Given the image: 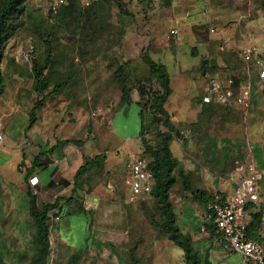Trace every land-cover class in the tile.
<instances>
[{"label": "rangeland", "instance_id": "374dc122", "mask_svg": "<svg viewBox=\"0 0 264 264\" xmlns=\"http://www.w3.org/2000/svg\"><path fill=\"white\" fill-rule=\"evenodd\" d=\"M52 1L24 0L21 14L13 22L14 32L0 54L1 121L6 111L27 118L35 100L43 97L44 105L45 98H50V108L63 113L55 116L69 124L68 129L58 132L68 135L71 131L65 139L75 145L86 139L96 145L99 135L100 143L107 146L103 141L106 133L110 135L106 127L114 122L119 136L107 141L108 147L119 142L116 147L120 159L128 149H135L136 138L154 147L158 134L165 129L152 121V112L146 105L157 89L154 77L145 80L149 77L145 58H149L167 67L173 89L165 107L174 112L169 114L173 124L169 149L176 166L168 200L175 216L180 218V210L195 203L184 189L180 174L187 176L192 189H200L198 181L204 180L205 174L213 189L223 179H229L233 186L230 178L247 149L254 147L256 156L257 149L264 150V79L254 75L255 70L264 68V0H161L157 4L151 0H121L126 14L119 13L115 3L106 0L85 9L76 0H62L52 13L48 9ZM228 37L236 41L219 50ZM238 45L254 47L260 62L255 64L253 60L249 65L254 77L249 107L201 104L199 95L211 73L231 74L235 82L245 77ZM45 52L49 64L42 75L48 87L36 95L31 66L41 63ZM220 60L225 66L220 65ZM119 78H123L130 99L126 106L120 102ZM186 82L188 88L181 89ZM137 105L144 113L141 137ZM96 125L99 128L95 129ZM125 136L130 137L128 142H124ZM123 176L124 173L116 177L110 189L105 187L104 194L113 195L104 200L110 206L97 210L94 217L86 214L90 208L83 199L88 193L83 191L88 189L80 181L71 201L61 198L57 207L48 212L46 264H66L72 254L75 256L71 264H131L129 248L134 249L139 264H179L175 251L180 249L166 239L160 228L159 204L150 195L130 200L121 182ZM26 183L37 195L36 176H29ZM259 189L264 194V175ZM208 192H212L211 187ZM68 223L75 230H70ZM91 223L95 230L89 239ZM31 224L29 234L4 233V243L0 239L3 262L28 264L32 260V220ZM78 224H84V232ZM61 238L68 244L73 240L76 243L69 246ZM89 240L92 246H86Z\"/></svg>", "mask_w": 264, "mask_h": 264}, {"label": "crops", "instance_id": "0c3cea01", "mask_svg": "<svg viewBox=\"0 0 264 264\" xmlns=\"http://www.w3.org/2000/svg\"><path fill=\"white\" fill-rule=\"evenodd\" d=\"M225 40L228 45L233 43V40L236 41V39L230 40L229 37ZM243 46L238 45L237 48L239 49ZM220 65L225 66V62L220 60ZM170 78L169 76V85L171 88L169 96L173 93ZM180 87H183L181 89L188 88V83L186 82ZM50 101H53V99L45 98L44 105L34 110L35 121L28 127H26V116L17 117L16 113L11 111H6L2 121L0 120V129L3 135L2 145L0 146V239L3 240V243L5 237L4 233L23 232L29 234L32 232L33 228L31 218L28 215V199L26 194L28 189L26 180L29 176H36L37 178L36 188H38V194H34L36 205L38 204L40 206L42 203H50L55 197H68V201H71L69 198H72V195L75 194L74 189H72V176L76 168L82 164L83 158L92 157L101 151L104 152L105 159L101 169L98 171L85 172L78 180L82 182L84 188L88 189V192L83 191L84 193H88V195L83 196V199L86 204L88 203V208H90L86 209V214L94 217L97 210H107V206H110V204L107 205L104 200L112 198L113 195L112 197H109V195L106 196L104 194L106 191L105 187H109L110 189V185H114V181H116L117 178H121L122 173H124V159L126 154L139 153L141 151L138 138H136L137 145L135 144V149H128L122 154L121 159L116 147L119 145V142L116 146L108 147L110 141L108 142L107 139L111 138V136L112 138L115 135L119 136V128L114 125V122H110V126L106 127L110 135L106 133L104 135L106 139L103 138V141L107 146L100 143L101 140L98 138L99 135L96 137V145L91 139H86L78 145L69 142L62 143L61 140L71 135L69 134L71 131H69L68 135L66 134L67 132L64 134L58 132L65 127L68 129L69 124L67 120L58 119L55 116L63 115V113L58 114L54 112L50 108ZM166 103L167 101L165 104ZM165 104L164 108L170 115H173V110L167 109ZM62 107L65 106L63 105ZM137 108L139 110L138 105ZM96 126L95 129L99 128V125ZM100 130L101 129H98V131ZM129 140V136L124 137V142H128ZM251 153L254 163H256L257 167L264 175V150L257 149L256 156L255 148L252 147ZM26 171H29V174L27 178L24 179ZM235 173L236 174L234 176L232 175L233 177L230 178L231 180L241 175V172L236 171ZM206 176L208 175L205 174L204 180L198 181L200 182V189L204 188V191L207 192L209 191V187H211V193H229L231 191L232 186L230 185L229 179L217 181L216 190L213 189L214 186L212 182H208L209 179H207ZM85 182H87L88 185H86ZM58 183L59 186H57ZM29 189L31 190L30 187ZM260 193L264 196L261 191ZM99 194L101 196L100 198L103 199L99 198ZM193 202H195L194 205L184 207L180 210V218L175 216V223L182 233L189 234L192 246L199 258L201 260L206 258L210 264H253L242 263L235 253L228 251L217 239L209 238L207 233L199 230L203 221L204 209L202 204H198L194 200ZM68 203L70 204V202ZM70 206L72 209L75 208L71 204ZM83 226L84 224H78L79 230L84 232L85 228ZM67 227L72 231L75 230L69 223ZM93 227L95 228L91 223L89 226V239L93 236V231L95 230ZM61 239L65 241L64 238ZM88 242H90V244H88ZM91 242L92 240L86 241V246H92L93 244ZM75 243L76 242L73 240L69 243L70 245L67 244L71 246ZM175 253L177 263L184 264L183 260H181V249L175 251ZM179 257H181V259ZM118 259L120 262L122 261L120 257H118Z\"/></svg>", "mask_w": 264, "mask_h": 264}, {"label": "trees", "instance_id": "16d2710c", "mask_svg": "<svg viewBox=\"0 0 264 264\" xmlns=\"http://www.w3.org/2000/svg\"><path fill=\"white\" fill-rule=\"evenodd\" d=\"M101 0H97L92 3L90 6ZM114 2L118 12L122 14H126V11L122 8L121 0H106ZM161 1V0H160ZM159 1V2H160ZM77 4L78 0H76ZM24 0H0V54L4 44L6 43L8 36L12 34L14 31L12 30V25L14 20H16L23 10ZM89 6V7H90ZM80 7V5H79ZM88 8V7H86ZM85 9V8H83ZM220 46V45H219ZM219 48V47H218ZM219 50H221L219 48ZM145 63L148 68L149 77L145 80L151 81V76L155 78L157 83V89L153 90L150 94L149 100L146 103L148 108L152 112V121L155 123H159L164 129V132H160L157 137V143L154 147L147 144L146 141L140 138L141 151L140 155H143L148 160L147 167L151 171L153 176V184L150 189L149 195L156 200L159 204V212L161 216L160 228L164 232L167 240L172 242L175 246L181 249L182 251V260L184 264H210L206 258L201 260L197 255L196 251L192 246V241L187 233H182L176 223H175V215L171 208V203L168 200V191L171 185L174 182V174L173 169L176 166V161L171 157V151L169 149V141H170V132L173 130V124L170 121V115L167 110L164 108V104L167 101V98L171 92V88L169 85V75L168 71L164 64L157 63L152 61L149 58H145ZM49 64L48 53H44V57L41 63L32 64L31 72H32V87L33 91L36 95L42 94V92L48 87L47 78L42 75V71ZM121 67L117 68V71H120ZM214 73V72H213ZM212 74V73H211ZM121 89H120V102L125 105L130 103V99L127 93V88L125 87V83L123 78H119ZM254 82V81H253ZM139 95L143 93L141 87H139L138 91ZM204 92L202 91L199 95V102L204 105H218L215 103H204L201 101V95ZM42 99L35 100L30 108V111L27 116V125L30 126L34 121V110L37 107L42 106ZM263 101H264V93H263ZM143 110L139 107L138 110V119H139V135L142 130V118H143ZM140 135L139 137H141ZM64 143H73L70 139H65ZM105 159L104 152H99L92 157L83 158L82 164L79 165L74 174L72 176V189L76 188L78 180L80 176L89 171H98L101 169L102 164ZM29 171H26L24 174V179L27 178ZM180 178L182 179V184L184 189L190 192L194 201L199 204L204 205L211 197L210 193L203 191L198 188H191L189 186L186 175L180 174ZM27 182V180H26ZM27 199H28V215L30 216L33 225H34V233L32 237L33 246L35 250V255L30 260L28 264H46L47 256L49 254V246H48V212L55 209L58 205L59 200L65 201L68 197H55L50 203H42L40 206L36 205L35 195L32 191L28 189L26 191ZM248 210L247 218H246V233L249 238H254L256 231L260 224L261 212L258 209H254L251 206L246 207ZM80 211H82L80 209ZM206 229L208 230L209 238L217 239V235L213 232V229L209 227L208 224H205ZM134 249H128L129 261L131 264H139L138 259L133 254ZM74 254L70 255L66 264H71V261L74 258ZM0 264H6L0 258Z\"/></svg>", "mask_w": 264, "mask_h": 264}, {"label": "built area", "instance_id": "2783aa9c", "mask_svg": "<svg viewBox=\"0 0 264 264\" xmlns=\"http://www.w3.org/2000/svg\"><path fill=\"white\" fill-rule=\"evenodd\" d=\"M95 1L97 0H78V3L81 8H86ZM151 1L157 4L160 0ZM61 3L62 0H53L48 4L49 11L56 12ZM169 32L174 33V30ZM227 45V41L224 40L219 48L224 50ZM237 55L244 64L245 77L235 82L231 74L227 75L221 71L208 75L203 87L204 93L201 95L202 102L221 106H241L244 109L249 107L254 81L249 65L253 60L255 64L260 62L252 46L240 47ZM254 72L258 80L264 79V68ZM2 141L3 135L0 129V146ZM147 163L146 157L139 153H128L125 156L122 184L127 189L130 200L150 193L153 176ZM236 170L241 172V175L233 180L231 191L213 192L203 205L204 215L199 230L208 234L205 226L208 224L217 235V241L228 251L235 253L242 263L264 264V196L259 190L263 172L254 163L250 148L247 149L245 158ZM248 206L261 212L260 224L254 238H249L246 233Z\"/></svg>", "mask_w": 264, "mask_h": 264}]
</instances>
